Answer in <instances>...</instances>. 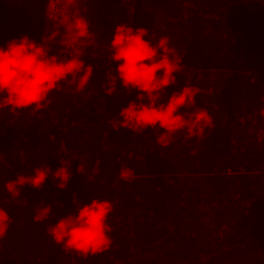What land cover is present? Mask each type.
Instances as JSON below:
<instances>
[{
    "label": "trees",
    "instance_id": "obj_1",
    "mask_svg": "<svg viewBox=\"0 0 264 264\" xmlns=\"http://www.w3.org/2000/svg\"><path fill=\"white\" fill-rule=\"evenodd\" d=\"M239 2L136 0L135 10L142 11L135 28L147 29L155 42L161 36L174 40L182 65L180 73L186 71L196 77L189 81L194 87L208 81L209 72L223 71L215 109L207 111L214 126L206 128L202 137H193L198 144L191 148L189 143L182 145L190 142L185 137L176 150L173 143L161 147L156 143L159 129L137 134L120 127L117 121L121 108L135 101L139 93H129L117 80L116 91L106 95V72L97 74L103 78L94 81V92L84 100L59 90L51 94L47 108L34 111L32 116L25 110L10 113L5 109L0 113V153L9 168L28 175H34L31 170L36 167L50 168L43 187L55 193L57 206L53 209L50 198L32 186L21 189L16 197L19 199L12 201L5 188L8 177L1 172L0 207L7 211L11 223L0 241V264H122L124 260L125 264H264V190L258 194L264 189V0ZM113 6L112 2L106 6L108 16ZM9 9L16 14L9 16ZM46 9L48 0H0V47L6 49L9 41L25 35L41 42L48 36V30L40 33L39 26ZM83 13L90 23L96 22V18ZM99 15L103 17V11ZM22 25L24 28H20ZM93 27L90 25L89 30L98 35ZM62 36L59 30V35L48 43L59 44ZM96 46L101 54L110 56L108 39ZM104 62L109 69L117 68L111 59ZM168 95H164L163 102ZM47 111L56 119H65L68 128L53 131L51 126L41 125L43 120L50 124ZM245 119L246 124L253 125L251 138H246V132L242 138L236 133ZM255 120L259 127L254 125ZM27 127L45 130L33 135ZM77 140L90 142L87 161L81 159L85 150ZM73 145L77 146L72 149ZM61 148L64 154L59 157L57 151ZM130 150L132 154L126 156ZM75 153L67 189L61 192L52 173L61 167V160L69 161ZM43 163L46 166H41ZM81 163L83 170L78 173ZM123 165L138 177L129 182L119 180L118 171ZM185 172L192 174L195 186H181L177 175ZM252 172L259 174L251 177ZM74 196L81 205L92 199H106L113 204L108 219L112 245L103 254L82 258L65 253L48 235V227L57 219L73 214L77 207ZM244 201L251 207L243 206ZM42 203L51 205L50 220L35 222L36 208ZM135 208L147 211L140 218V214H133ZM245 211L249 212L243 214ZM233 221L247 223L235 234L242 235V239L212 237L215 231L235 228L238 224L229 223ZM247 237L251 238L248 243L240 244ZM129 257L133 259L128 261Z\"/></svg>",
    "mask_w": 264,
    "mask_h": 264
},
{
    "label": "clouds",
    "instance_id": "obj_2",
    "mask_svg": "<svg viewBox=\"0 0 264 264\" xmlns=\"http://www.w3.org/2000/svg\"><path fill=\"white\" fill-rule=\"evenodd\" d=\"M81 2L83 0H48L47 17L54 21V30L49 36L42 37L41 42L37 43L25 35L9 41L6 49L0 47V113L5 109L10 113L26 109L37 112L44 110L51 103V94L59 91L64 82L75 85L77 93L85 90L94 74L93 66H85L82 57L84 49L95 43V35L89 30L90 22L81 15L78 6ZM119 2L128 4L132 0ZM250 2L260 0H240L239 3ZM61 26L65 31L59 42L60 48L70 49L73 53L68 59L48 55V41L59 35ZM146 36L149 38L145 39ZM153 41V35L145 28H132L124 24L115 28L108 51L110 59L117 63V75H112L111 70L106 73V95L110 96L116 91L117 80L125 89H129V93L136 90L139 95L135 101L121 108L117 124L137 134L149 128L159 129L156 143L167 148L179 132H186V138L202 137L205 129L214 125L205 109L191 113L181 111L195 105V97L200 92L197 87L186 84L168 95L166 102H161L162 94L176 83L174 73H180L182 65L175 49L170 46L168 36H161L155 43ZM261 115L264 116V111ZM0 147L3 145L0 144ZM60 163L61 167L52 175L54 180L59 181L57 187L63 189L71 177L70 161L61 160ZM82 170L81 163L77 172L81 173ZM31 171L34 175L26 172L15 180L7 181L5 188L13 198L21 195L25 185L40 189L51 169L46 166ZM73 203L77 205L73 214L57 219L55 225L48 227V235L62 246L65 253H75L82 258L108 251L112 245V229L108 219L113 204L106 199H92L81 205L75 196ZM50 212L51 205L42 203L36 208L34 221H45ZM10 223L9 214L0 207V241L6 236Z\"/></svg>",
    "mask_w": 264,
    "mask_h": 264
},
{
    "label": "rangeland",
    "instance_id": "obj_3",
    "mask_svg": "<svg viewBox=\"0 0 264 264\" xmlns=\"http://www.w3.org/2000/svg\"><path fill=\"white\" fill-rule=\"evenodd\" d=\"M16 1H19V0H14L13 3H15ZM109 2H112V5L113 8H109L110 11V16L107 15V12H104L106 10V6ZM83 0V2L79 3V8H80V11H81V15L83 16V12L85 11L86 14H88L90 17H94L96 18V22L94 23H90V25H94V27L92 28L93 30H96L98 35H95L96 39L95 40V43L93 45H95V51L96 52H99L97 50V46L96 44L98 43H101L102 41H104V39H108L109 40V48H110V45H111V40L114 36V32H115V28L120 24V23H124V25H128L132 28H135L134 26V23L136 21V19H138V15H139V12L140 10L142 11V9H138L137 11L135 10V5H136V0H132L131 3H128V4H121L119 2V0L117 1H114V0ZM118 2V3H117ZM115 9V11H113ZM124 9V12H121V10L123 11ZM129 9H132L133 11H129ZM103 11V17L101 15H99V11ZM9 13V16H13L14 14H16L14 12V10H11L9 9L8 11ZM7 13V14H8ZM48 10L46 9V12L43 11V18H42V21H41V24L39 25L41 28H40V33L47 29L48 30V36L51 34V32L54 30V29H51V25L54 24V21L50 20L48 17ZM85 17V16H84ZM15 20V19H14ZM213 20H216V17L213 18ZM13 21V20H12ZM16 21H19V19H17ZM24 22L23 21H20L18 23V26H21V24ZM17 24V23H16ZM113 26V27H112ZM20 28H24V26L22 25V27ZM33 30V29H32ZM60 34H64L63 32L65 31L64 29H60ZM63 31V32H62ZM34 32V30H33ZM61 37V36H60ZM176 37H178V33L176 35ZM174 40H170V46L173 47L175 49V51L177 50V43H173ZM48 46H49V52H48V55L49 56H52V55H57L59 59H68L71 57V55L73 54L72 52L69 51V49H64V48H60V44L58 43H55V44H52V43H48ZM179 46V45H178ZM87 53V51H86ZM85 53V50H84V55L82 57V59L84 60L85 62V66L87 65H92L93 66V79L91 80V83L89 82L87 87L85 88V90L83 92H80V93H77L75 92V85H72V84H69L68 82H64L62 83L61 87H60V90L63 92H68L70 94H74L75 96H78L79 98H81V100H84V98H88V96L90 94H92L93 91V87L95 86V80H99L101 78H103L102 76H97V74L99 72H102L104 74V72L108 73L109 70L112 71V75H117L115 69H109L108 66L103 63L102 64V60H96V64L95 66H97V68L94 67V64H92V56L90 54H86ZM100 53V52H99ZM177 53V51H176ZM184 74H181V73H174V75L176 76V83L169 86L167 89H166V92L164 94H162V100L161 102H163V97L164 95H168L169 96L171 95V93L173 91H179L180 88L189 85V86H192L194 87L195 84L189 82V81H193L195 78H193L191 74H187L186 71H183ZM208 79V81H200L198 84V86L200 87H197L200 89V92L199 94L197 95L198 96V99L199 100H196L195 102V105L193 107H190V108H186V109H182L181 111L182 112H195L197 110H200V109H205L207 111H211V110H214L215 107H214V103L217 101V98H215L216 94L219 93V83L220 81L223 79V71H219V70H214V71H211L208 73V76L206 77ZM71 79V78H69ZM199 80V79H198ZM197 85V84H196ZM173 87V88H172ZM51 100V99H50ZM146 102V101H145ZM28 114V116H32L31 114L34 112L32 109H26L25 110ZM24 111V112H25ZM50 112L47 111V115L49 116V120H50V124H46V120H43L41 123V125H44L46 127L48 126H51V128L53 129V131H59L63 128H68V126L65 125V119H61L60 117H58L56 119L55 116L49 114ZM252 113V112H251ZM255 114H258V112H253ZM258 120H255L254 121V125H256V127H259L260 124H259V121L257 122ZM31 122V121H30ZM49 122V121H48ZM47 122V123H48ZM43 126V127H44ZM250 126H253L249 123L246 124V119L244 120V122L239 126V128H237V134L241 136L242 138V135L246 132V138H251L252 137V128ZM27 129H29L30 131H32L33 135L38 133L40 134V132L42 131L43 133V130H45L44 128H41V127H33V128H29L27 127ZM28 130V131H29ZM240 136H237L235 137V140L239 139ZM186 138V132H179L175 135L173 141H172V145H174L175 149H177V146L181 145L179 142L183 139V138ZM188 140H190V142H187L184 144V142L182 143V145H186L189 143V148L193 147V145L195 144H198V141L197 140H194L193 138H188ZM87 141V140H86ZM76 143L83 148L82 151L85 150V153L82 154V158L81 159H84L87 161V159L89 158L90 156V152L91 150L88 149V146H90V142H83V141H79L77 140ZM75 146L77 145H73L71 146V148L73 149ZM81 147V148H82ZM180 148H182V146H180ZM132 150H130V153L128 152L127 154H125L126 156H129L132 154L131 152ZM135 153V152H134ZM62 154H64L62 148L59 149L57 151V155L59 157L62 156ZM78 154V152H77ZM76 153L73 154L74 156H71L69 159L70 161V164L74 161L73 159H76L75 156L77 155ZM127 159H129L130 157H126ZM126 158H124V161L126 162ZM82 162H85V161H82ZM41 166H46L45 163L41 164ZM123 167H125V165H123ZM122 168V167H121ZM4 172V175H6L8 177V180L9 181H12V180H15L17 178L18 175H21V174H25L23 170L21 169H10L6 160H5V157L3 156V160L0 161V175H1V172ZM263 171H264V168H263ZM26 172V171H25ZM255 174H259L257 172H252L251 173V177H253V175ZM192 174L191 173H180L179 175H177V178L179 179V181L181 182V186L183 188L187 187V188H191L193 185H194V182L192 183L191 177ZM118 177V175H117ZM3 178V177H2ZM31 185H25L22 189H25V188H29ZM195 186V185H194ZM36 189V188H35ZM67 189V188H63L61 190V192H64V190ZM39 193H41L42 196H47L50 198V202L53 204V209L56 207L57 209V206H55V193L52 192V193H49V190L45 189V187H41L40 189H36ZM264 189L261 188L260 191L258 192L259 195H261V192L263 191ZM12 201H17L19 198H11ZM4 200V199H3ZM243 206H250V203H246L245 201L243 202ZM254 209V207H252ZM141 210H143L141 212ZM140 212L137 211V208H135V210H132L133 214H140V218H142L141 214H145L146 213V209H141ZM137 211V212H136ZM249 211H245V213L243 212V214H247ZM57 217V216H56ZM48 220H50V217L48 218ZM229 223H232L233 226L235 224H238L239 222L238 221H233V222H229ZM247 223H242L241 225L238 224L235 228H230L229 226L226 227L223 232L221 233L219 230L218 231H215L213 232L212 234V237H218V238H228L230 236H233V238L235 240H238V239H242V235L241 236H235V234H238L237 232H239V230H241V226L242 227H247L246 225ZM250 226V225H248ZM213 228V226H212ZM245 230V229H244ZM258 230V229H256ZM258 232V231H257ZM227 236V237H226ZM251 239V238H249ZM248 237L247 239L245 240H242L243 242H241L240 244H247L248 241H249ZM140 252L138 251V254ZM32 255H35L37 256L36 253H33ZM141 258H143L144 254H141ZM32 259V256L30 255V257ZM133 257H129L127 260H132ZM119 264V263H118ZM122 264H125V260L123 261Z\"/></svg>",
    "mask_w": 264,
    "mask_h": 264
},
{
    "label": "built area",
    "instance_id": "obj_4",
    "mask_svg": "<svg viewBox=\"0 0 264 264\" xmlns=\"http://www.w3.org/2000/svg\"><path fill=\"white\" fill-rule=\"evenodd\" d=\"M153 42L155 43V39ZM84 50H85V53L87 51L86 54H90L92 56V64H94L95 68H97V66H95L96 60H100V61L102 60V64L104 60L105 61L110 60V56L96 52L95 45H90ZM137 177L138 175H136V173L129 167H122L118 171V179L121 181L129 182V181L134 180Z\"/></svg>",
    "mask_w": 264,
    "mask_h": 264
}]
</instances>
